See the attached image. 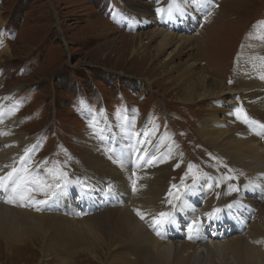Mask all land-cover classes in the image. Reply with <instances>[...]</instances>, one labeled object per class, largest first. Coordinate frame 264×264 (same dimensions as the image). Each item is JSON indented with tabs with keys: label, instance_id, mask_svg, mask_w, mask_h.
Instances as JSON below:
<instances>
[{
	"label": "rangeland",
	"instance_id": "374dc122",
	"mask_svg": "<svg viewBox=\"0 0 264 264\" xmlns=\"http://www.w3.org/2000/svg\"><path fill=\"white\" fill-rule=\"evenodd\" d=\"M174 1L0 0V49L4 48L3 38L5 46L12 49L9 54H0V153L14 147L17 151L14 159L21 168L37 167L41 173L64 172L68 179L76 181L77 175L81 178L87 172L86 160L93 150L107 161L109 156L116 155L115 148L99 137L97 120L103 112L119 131L125 122L143 123L148 128L155 125L162 132L159 134L162 140L175 142L182 161L175 166L170 182H189L210 168L221 178L222 183L216 188L220 198L240 196L252 208L254 205L259 209L264 204L263 187L252 185L250 179L246 183L247 179L241 176L244 166L206 142L198 129L206 118L217 121L219 116L226 117L227 128L234 129L235 137L253 135L251 131L260 137L264 132L260 119L254 118L250 123L241 114L234 117L236 111H243L248 104L259 110L264 108V87L249 89L238 73L243 51L254 63L257 61V68L264 73V37L258 43L244 42L249 33L264 30V0H204L205 4L214 5L211 14L214 16L196 19L199 28L190 31L192 52L208 77L220 80L234 92L192 103L179 101L183 86L178 85L180 78L175 71L177 64L190 56L189 52L176 55L172 65L167 58L177 44L157 49L162 39L157 34L162 14L170 8L177 15L182 13L175 9L178 0ZM202 1L189 0L197 4H192L195 10L203 6L199 5ZM143 19L145 23H141ZM169 23L177 25L173 20ZM14 88L16 96L20 95L9 101L8 92ZM243 88H247L245 92H241ZM150 130L156 131L155 127ZM195 144L197 149L193 148ZM124 150L127 152L128 146ZM188 162H203V166L194 168L191 176L188 172L184 175L181 168L187 169ZM245 168L247 174L254 171ZM197 171H201L199 175L195 174ZM252 223L248 222L243 231L250 230ZM189 224L183 220L185 228H180L182 240L178 244H186L176 260L181 264H187L188 255L204 248L200 242L190 241L196 228H190ZM202 237L210 242V236L203 233ZM75 248L79 251L80 247ZM40 251V245L34 241L9 251L0 239V264H42ZM218 255L214 254V258L221 264L223 255L219 252ZM89 258L79 254L76 264H91Z\"/></svg>",
	"mask_w": 264,
	"mask_h": 264
},
{
	"label": "bare ground",
	"instance_id": "6f19581e",
	"mask_svg": "<svg viewBox=\"0 0 264 264\" xmlns=\"http://www.w3.org/2000/svg\"><path fill=\"white\" fill-rule=\"evenodd\" d=\"M178 2L175 9L182 13L177 15L170 8L162 14L161 27L157 30L162 39L157 49L177 44L167 58L168 64L172 65L176 55L190 54L185 62L175 67L180 78L178 85L183 86L179 101L192 103L234 92L220 80L208 77L192 52L190 31L199 28L196 23L199 16H209L206 20L214 16L211 15L214 5L211 7L203 0L199 2L203 6L195 10L192 9V4L197 6L194 2ZM172 20L177 23L176 27L170 25ZM141 23H145L144 19ZM151 35L155 37L153 32ZM248 36L244 38L245 44L258 43L257 40L264 37V30L256 29ZM4 40L0 54H9L12 49L5 46ZM253 61L248 53L241 52L238 73L244 77V86L262 88L264 73L257 68V61ZM16 94L17 88L8 92L9 101L16 98ZM248 96L253 98L251 94ZM260 108L248 104L243 111H236L234 117L246 114L248 122L258 118L261 126L264 108ZM217 118L220 119L216 122L212 118L202 121L198 129L201 136L232 161L244 166L241 176L247 179L246 183L250 179L252 185H261L264 192V132L258 137L250 130L253 135L247 133L243 138L235 137L234 129L227 128L226 117ZM126 119L129 120L130 115ZM97 121L100 139L109 147L115 145L116 155L109 156L107 161L93 150L86 160L87 172L82 173L81 178L77 175L76 181L68 179L64 172L41 173L37 167L33 170L21 168L14 159L17 156L14 147L0 153L3 170L0 176L6 177L16 170L11 180L0 182V239L9 251L34 241L41 247L39 260L42 259V264H76L79 254L88 255L91 264H181L176 260L186 245L178 244L182 240L180 228L185 220L190 222V228H196V235L188 229L192 235L190 241L200 242L205 249L188 255L187 264H217L214 254L218 255V252L223 255L221 264H264V204L256 209L240 196L220 198L216 188L222 183L221 178L209 168L194 180L172 183L170 176L182 161L173 140H162L157 130L145 131L142 126L130 122H125L123 130L119 131L103 112ZM245 167L254 171L247 174ZM168 195L171 196L169 200ZM160 213L167 215L161 217ZM194 215L197 216L192 218ZM250 221L253 222L250 230L243 231ZM203 233L210 236L212 243L202 237ZM166 238L171 239L167 242ZM78 245L79 251L75 248Z\"/></svg>",
	"mask_w": 264,
	"mask_h": 264
},
{
	"label": "snow or ice",
	"instance_id": "6c2138e0",
	"mask_svg": "<svg viewBox=\"0 0 264 264\" xmlns=\"http://www.w3.org/2000/svg\"><path fill=\"white\" fill-rule=\"evenodd\" d=\"M157 11L159 12V11H163V10L162 9H157ZM262 78H264V77H262ZM243 118H244L245 122H248V118H247L246 114H245V116ZM261 127L264 128V125H261ZM15 171L16 170L14 169L13 172L8 173L6 177L0 176V182L4 181L5 179L11 180ZM17 187L19 188V185ZM14 191H15V189H14ZM137 214L141 215V218L143 219V215L139 211L137 212ZM166 215H167L166 213H160L161 217H164ZM157 223H159V221H157Z\"/></svg>",
	"mask_w": 264,
	"mask_h": 264
}]
</instances>
